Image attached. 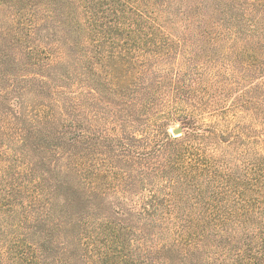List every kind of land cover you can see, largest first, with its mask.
Instances as JSON below:
<instances>
[{
    "label": "rangeland",
    "instance_id": "1",
    "mask_svg": "<svg viewBox=\"0 0 264 264\" xmlns=\"http://www.w3.org/2000/svg\"><path fill=\"white\" fill-rule=\"evenodd\" d=\"M7 1L0 92L35 77L6 49ZM52 4L78 47L54 54V109L36 90L0 100V264H264V0ZM179 233L202 243L171 250Z\"/></svg>",
    "mask_w": 264,
    "mask_h": 264
},
{
    "label": "trees",
    "instance_id": "2",
    "mask_svg": "<svg viewBox=\"0 0 264 264\" xmlns=\"http://www.w3.org/2000/svg\"><path fill=\"white\" fill-rule=\"evenodd\" d=\"M52 1L55 0L7 1L12 6V21H14V23L19 22L21 28H19L18 32H16L15 40L10 42V46L6 49L11 48L13 53H15L16 58H19L20 61L18 64H20L19 69H21V71H27L28 75H35V77H28L24 75L22 79L24 80V82H26V86H23L21 88L15 87V89H13L14 85L18 81L13 82L10 90H4L0 92V100L6 99L5 96H7V94L10 92H12V95H15V97L19 99L25 92L36 90L39 94L44 95V101L47 99L46 102H48L49 105L47 106L49 108L54 109V105H57V103H52L56 100V98H58V93L59 91H61V87L59 85H56V82L62 81L63 79H68V74H59L60 76H58L54 71V69L56 68V63L54 62V54L55 52H57V50L61 51L60 44H64L68 46L70 50L74 51V48L78 47V42L75 39L69 40L68 34L66 33V30L64 28V23L66 22V20L71 21L73 18L66 14V12L64 11L60 13L57 12L56 6L52 4ZM3 2L4 0H0V4H2ZM89 9L87 11L88 26L90 27L91 33H94V31L96 33L97 28L95 27L96 22L94 19L96 13L94 14V12H90ZM59 17L60 19L57 20L56 18ZM75 24L78 27V22H76ZM107 32L108 29L103 30L104 35H106ZM56 58L57 57L55 56V59ZM6 76H8L6 72H1L0 80L1 78H5ZM35 81L37 82L36 88H34L33 85L30 86V84H28L29 82H32L34 84ZM58 104V106H60L61 108L60 118H67L68 113H70L67 109V105L59 102ZM8 108L10 109V115L12 119H18L19 113H16V111L13 110L10 106H8ZM30 120L33 121L37 128H40V126L44 124L48 125L52 122L57 121V118H55V114H50L49 111H36L34 113H31ZM66 121L67 122H63L62 124V126L65 128L64 130H60V135L67 133L76 138V136H78V125L71 118ZM79 141L80 138L79 140L75 139V142L70 144L71 147L73 146L76 148V143H78ZM71 152L74 153V150H71ZM53 194L56 195V190L53 191ZM208 223L214 225L213 228H218L213 220H209ZM179 235L180 233L176 236H173V238L171 239V250L173 247L175 248V250H178V247H180L181 249H184L186 247L192 248L195 245L202 243L203 236H193L188 238ZM262 241L264 242V237L262 238ZM85 246H88V242L85 243ZM89 253L93 254L91 251ZM107 255L108 252H106L105 255L101 256V259L105 260V264H108L106 262L108 261L106 259L108 258Z\"/></svg>",
    "mask_w": 264,
    "mask_h": 264
},
{
    "label": "water",
    "instance_id": "3",
    "mask_svg": "<svg viewBox=\"0 0 264 264\" xmlns=\"http://www.w3.org/2000/svg\"><path fill=\"white\" fill-rule=\"evenodd\" d=\"M180 133H181V130L180 129L173 130V134L174 135H179Z\"/></svg>",
    "mask_w": 264,
    "mask_h": 264
}]
</instances>
